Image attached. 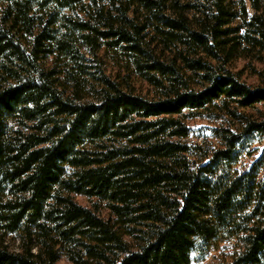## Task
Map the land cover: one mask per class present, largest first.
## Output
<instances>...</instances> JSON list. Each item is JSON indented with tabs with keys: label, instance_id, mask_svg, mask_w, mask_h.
I'll list each match as a JSON object with an SVG mask.
<instances>
[{
	"label": "trees",
	"instance_id": "16d2710c",
	"mask_svg": "<svg viewBox=\"0 0 264 264\" xmlns=\"http://www.w3.org/2000/svg\"><path fill=\"white\" fill-rule=\"evenodd\" d=\"M263 138L264 0H0V264H264Z\"/></svg>",
	"mask_w": 264,
	"mask_h": 264
},
{
	"label": "rangeland",
	"instance_id": "374dc122",
	"mask_svg": "<svg viewBox=\"0 0 264 264\" xmlns=\"http://www.w3.org/2000/svg\"><path fill=\"white\" fill-rule=\"evenodd\" d=\"M253 79H251L252 81ZM189 125L193 130L192 136L189 138V142L192 144H200L203 138H206L210 133L209 130L214 128V124L206 119H194L189 121ZM209 137V136H208ZM264 151V138L258 139L250 148L252 155H246V162L250 164L256 158H258ZM78 201L85 206H91V202L85 198L79 197ZM103 215L106 212L103 211ZM233 242L220 240L214 241L211 246L207 249L204 258L201 261H196L194 264H230L232 255L234 252ZM58 264H70L66 260H61Z\"/></svg>",
	"mask_w": 264,
	"mask_h": 264
}]
</instances>
